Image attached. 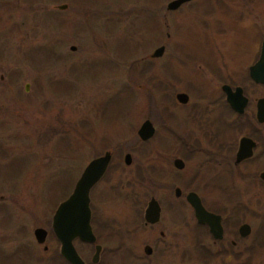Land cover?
Segmentation results:
<instances>
[{
	"label": "rangeland",
	"instance_id": "374dc122",
	"mask_svg": "<svg viewBox=\"0 0 264 264\" xmlns=\"http://www.w3.org/2000/svg\"><path fill=\"white\" fill-rule=\"evenodd\" d=\"M167 1L0 0V264H64L50 217L93 156L128 148L145 163L148 155L175 154L162 149L166 140L175 143L166 137L162 111L168 103L177 120L173 94L187 82L202 86L203 74L169 55L150 58L155 47L235 50L259 43L264 30V0H190L173 12L165 10ZM238 56L233 51L236 66ZM145 118L154 134L141 141L136 129ZM38 226L47 231L42 243L33 236ZM75 248L89 261L90 247ZM250 263L264 264L260 256Z\"/></svg>",
	"mask_w": 264,
	"mask_h": 264
},
{
	"label": "flooded vegetation",
	"instance_id": "af4514ba",
	"mask_svg": "<svg viewBox=\"0 0 264 264\" xmlns=\"http://www.w3.org/2000/svg\"><path fill=\"white\" fill-rule=\"evenodd\" d=\"M187 2L171 10L165 4V10L177 11ZM163 23L169 29L166 16ZM263 32L259 43L234 44L235 50L212 44L180 52L174 44L159 45V56L195 64L203 74L202 86L187 82L173 94L181 110L177 120L168 103L164 106L162 125L175 143L161 145L166 152L173 150L172 157L148 155L145 163L136 162L128 148L122 154L111 149L92 157L109 153L102 175L88 191L93 241H71L74 248L79 242L92 249L88 261L75 248L83 264H107L110 258L115 264H224L229 259L251 264L256 256L264 263V83L249 75L260 56ZM233 51L243 59L239 66L232 60ZM23 87L27 90V84ZM178 93L184 94L181 100ZM164 96L171 102L172 96ZM122 168H131L128 177L111 181L113 172ZM58 203L50 217L51 233ZM20 230L16 226L15 232ZM54 238L56 255L71 264L60 255Z\"/></svg>",
	"mask_w": 264,
	"mask_h": 264
},
{
	"label": "water",
	"instance_id": "95a60500",
	"mask_svg": "<svg viewBox=\"0 0 264 264\" xmlns=\"http://www.w3.org/2000/svg\"><path fill=\"white\" fill-rule=\"evenodd\" d=\"M188 0H170L166 4L167 9H175L180 4ZM65 4L57 5L58 9H64ZM260 56L257 61L249 67L250 77L256 81L264 83V32L261 39ZM69 48L74 50V46L70 45ZM162 52V46L155 48L151 56L157 57ZM184 94H176V98L180 99ZM154 133V126L148 119H144L136 129L137 137L145 141L149 139ZM125 159L129 154H125ZM109 153L104 152L102 155L92 158L81 170L79 176L75 180L72 190L69 195L60 201L52 215L51 230L59 242L60 255L71 264H83L82 259L76 253L72 244L73 238H78L82 241H93V236L89 227V207H88V191L98 178L102 175ZM127 162V159L125 160ZM46 230L42 227L33 229V236L37 243L44 242ZM98 246H95V252L91 258L94 263L97 260Z\"/></svg>",
	"mask_w": 264,
	"mask_h": 264
}]
</instances>
